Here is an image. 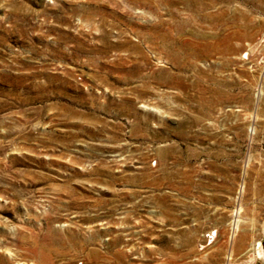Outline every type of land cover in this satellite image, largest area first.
<instances>
[{"label":"rangeland","instance_id":"374dc122","mask_svg":"<svg viewBox=\"0 0 264 264\" xmlns=\"http://www.w3.org/2000/svg\"><path fill=\"white\" fill-rule=\"evenodd\" d=\"M0 264H264V0H0Z\"/></svg>","mask_w":264,"mask_h":264},{"label":"crops","instance_id":"0c3cea01","mask_svg":"<svg viewBox=\"0 0 264 264\" xmlns=\"http://www.w3.org/2000/svg\"><path fill=\"white\" fill-rule=\"evenodd\" d=\"M218 194V193H217Z\"/></svg>","mask_w":264,"mask_h":264}]
</instances>
